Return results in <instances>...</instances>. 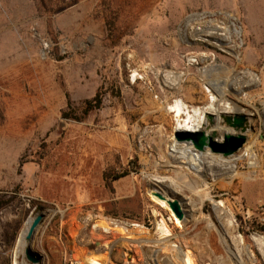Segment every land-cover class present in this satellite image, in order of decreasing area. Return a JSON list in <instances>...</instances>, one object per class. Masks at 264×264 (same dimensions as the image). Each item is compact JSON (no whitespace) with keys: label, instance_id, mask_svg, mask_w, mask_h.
Segmentation results:
<instances>
[{"label":"rangeland","instance_id":"374dc122","mask_svg":"<svg viewBox=\"0 0 264 264\" xmlns=\"http://www.w3.org/2000/svg\"><path fill=\"white\" fill-rule=\"evenodd\" d=\"M222 90L247 143L233 170L212 154L192 170L167 107ZM41 214V264H264V0H0V264L26 261L16 244Z\"/></svg>","mask_w":264,"mask_h":264},{"label":"water","instance_id":"95a60500","mask_svg":"<svg viewBox=\"0 0 264 264\" xmlns=\"http://www.w3.org/2000/svg\"><path fill=\"white\" fill-rule=\"evenodd\" d=\"M206 17V15H194L188 18L187 22L193 21L192 18L201 19ZM234 21L233 17H230ZM232 24H234L232 22ZM237 34L240 31L235 30ZM220 45L224 43L220 40H215ZM232 83L227 85V88L232 90ZM211 87V85H209ZM213 90V89H212ZM245 90L236 92V95H241ZM216 99L221 98L217 92L213 91ZM207 123L202 124V127L196 131L190 130H180L175 129L174 140L175 143L182 147H189L190 152L194 155H199L204 157V155L212 154L215 156L230 157L238 152H240L247 143L248 128L249 126V115L235 112H211L206 114ZM252 129V127H251ZM190 168L194 170L193 167ZM168 194V197L162 196L160 194H155V196L168 204L169 209L174 214L176 219L179 221H184L186 212L184 210V199L176 194L174 191L166 186L161 185ZM44 219V214L37 216L33 220H29L31 225L27 233L28 245L26 246L23 254L26 261L23 264H41L43 257L32 248V242L34 236Z\"/></svg>","mask_w":264,"mask_h":264},{"label":"bare ground","instance_id":"6f19581e","mask_svg":"<svg viewBox=\"0 0 264 264\" xmlns=\"http://www.w3.org/2000/svg\"><path fill=\"white\" fill-rule=\"evenodd\" d=\"M135 75H134L133 79H135ZM180 79H181V76L177 75V74H174V73H167L163 77V80H164L165 84L169 85L170 87L171 86L175 87L179 83ZM207 90H208V92L210 91L209 89H207ZM225 92H226L225 90H222L221 97H224ZM209 95H210V102L211 103L209 105L205 106V107H202V108L201 107H190L189 105H186L184 103V101L181 100V99L174 100L173 103L171 105H169V107H167L168 108L167 109L168 113L172 114L173 115L172 117H174V119H175L176 129L196 131V130H198V129H200L202 127V124H206L207 123L206 114L218 111V108L215 106V103H216L215 96L212 93H209ZM221 108L219 107V109H221ZM221 110H223L224 112H228V113L238 111L234 107H232V105L229 102H225L223 104V108ZM221 110H219V111H221ZM179 156L182 159H185L186 161L188 160V162L190 163L189 165H191V167L194 166L193 162H195L196 160L199 161V155L198 156L194 155L193 157H189V156H187V154L181 153V154H179ZM247 157H248V160L250 162L249 163L250 166L252 168H255L257 166V164H258V162H257L258 155L254 151L253 147H251V149L248 151ZM237 159L238 158L235 155L228 157V164L225 165L223 168H225V169L229 168L230 170L235 169L236 165L238 163ZM211 163H212V161H211ZM228 222H229V225H233V220L229 219ZM27 224L28 225H27L26 229L24 230V232L21 233L22 235H21L18 243L16 244L17 245V248H16V252L17 253L23 252L25 250L26 246L28 245L26 237H27V233H28L29 227L31 225V222H28ZM176 224H177V226L180 225L178 223V221H177ZM165 225H163L161 223L160 227H158V231H159V228H160V231H161V234H162L161 236H168V234H169V231H168L167 227H165ZM135 226L139 227L138 225H135ZM252 240L255 243V245L257 246V249L259 250L260 254L264 257V237L258 236V235H254V236H252ZM183 261H184V264H194L193 257L191 256V254L189 252L188 253L185 252ZM90 264H102V263H100V260H98L96 257H92V259H90Z\"/></svg>","mask_w":264,"mask_h":264},{"label":"trees","instance_id":"16d2710c","mask_svg":"<svg viewBox=\"0 0 264 264\" xmlns=\"http://www.w3.org/2000/svg\"><path fill=\"white\" fill-rule=\"evenodd\" d=\"M93 102L96 103L95 106H93ZM93 102H89V103H88V105L90 106V109H88L87 111L91 112L94 108L99 107V105H100V103H101V100L99 99V97H96V98L94 99ZM66 116H67V117H71L70 114H67ZM126 175H127V174H119V175L115 176L114 181H118V180H120V179L126 177ZM106 177H107V176H106Z\"/></svg>","mask_w":264,"mask_h":264},{"label":"crops","instance_id":"0c3cea01","mask_svg":"<svg viewBox=\"0 0 264 264\" xmlns=\"http://www.w3.org/2000/svg\"><path fill=\"white\" fill-rule=\"evenodd\" d=\"M259 155V154H258ZM184 259V258H183Z\"/></svg>","mask_w":264,"mask_h":264}]
</instances>
